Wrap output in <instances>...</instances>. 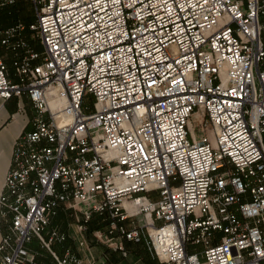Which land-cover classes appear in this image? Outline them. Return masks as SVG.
Masks as SVG:
<instances>
[{"label":"built area","instance_id":"built-area-1","mask_svg":"<svg viewBox=\"0 0 264 264\" xmlns=\"http://www.w3.org/2000/svg\"><path fill=\"white\" fill-rule=\"evenodd\" d=\"M30 1L35 22L0 29V98L34 109L0 264H38L34 239L84 264L52 250L66 233L43 237L61 210L81 234L100 217L93 237L123 257L146 240L162 264H264V0Z\"/></svg>","mask_w":264,"mask_h":264},{"label":"crops","instance_id":"crops-1","mask_svg":"<svg viewBox=\"0 0 264 264\" xmlns=\"http://www.w3.org/2000/svg\"><path fill=\"white\" fill-rule=\"evenodd\" d=\"M18 1L19 0H17V2ZM2 2L3 0L1 3ZM10 26L12 25H3L0 26V29ZM26 37L30 38V35L26 33ZM0 54H5V49L1 47V45ZM7 63L13 81L17 82V78L13 76V69L11 66V60L9 58H7ZM33 118L34 109L28 97L24 96L22 98H12L7 101L0 98V195L4 193L5 179L12 164L14 146L21 137L31 132L33 129ZM64 213L66 214L68 212L61 210L59 214L53 218L50 226L43 233V237L45 239L49 238L52 231H59L60 233L67 234L68 238L65 242H55L52 245V250L57 254V256L62 257L66 250L70 249L83 259L84 264H128L129 261L127 260H130L131 257H133L136 261H143L146 264H153V262L156 261L157 264H162L154 256L146 240L140 243L125 242V247L128 252L127 257H123L120 252L114 251L103 243L98 242L92 234L97 230H103L106 225L98 216H95L93 221L96 219L98 224L104 225L103 228L91 231L90 224L87 233L81 234L77 231L76 214L69 212V214H71L70 217L75 220V224H68L69 226L72 225L74 230L70 234L67 233L58 226L61 218L65 216ZM93 221L91 223H93ZM6 228V223L2 219L0 213V240L6 232ZM83 240H87V247L81 246V242ZM38 244H40L41 249H45L42 247L41 241L38 239H34L27 245L28 251L31 253V255H33L35 262L38 264H55V259L51 253L47 249L46 252H41L38 250ZM54 245L56 249H53Z\"/></svg>","mask_w":264,"mask_h":264},{"label":"rangeland","instance_id":"rangeland-1","mask_svg":"<svg viewBox=\"0 0 264 264\" xmlns=\"http://www.w3.org/2000/svg\"><path fill=\"white\" fill-rule=\"evenodd\" d=\"M1 1L2 0H0V8H2L1 7ZM16 5H17V3H16ZM17 10L20 13V17L23 20H25V22H28V21L35 22V18H36V16H35V10H34V6H33L32 2L30 0H19V4L17 5ZM27 34L30 35L29 32H27ZM28 39L31 40L30 38H28ZM35 42L37 44L36 45V49L39 50V51H41L42 50V47L39 46L38 40H36ZM94 102H95L94 98L92 96H89L86 99V101H85V106L88 107V108H90V109H93ZM192 121H193L194 129L196 130V134L197 135H200V126H198L197 120L195 118H193ZM66 212H68V213H66V214L64 213L65 216H63L61 218L60 222L58 223V226L62 230L66 231L67 233L70 234L74 230V228L72 227V225L69 226L68 224H75V220L70 217L71 214H69V212H71V211H66ZM37 247H38V250H40L41 252H46V249L43 250V249L40 248V244H38ZM53 249H56L55 248V245H54ZM127 261H129L128 264H146L143 261H136L133 257H131L130 260H127ZM156 262H153V264H157Z\"/></svg>","mask_w":264,"mask_h":264},{"label":"trees","instance_id":"trees-1","mask_svg":"<svg viewBox=\"0 0 264 264\" xmlns=\"http://www.w3.org/2000/svg\"><path fill=\"white\" fill-rule=\"evenodd\" d=\"M19 4V1L17 2V5ZM17 5L13 6V7H4V8H0V26H9V25H14L19 21H22L24 23H26L27 25H29L30 21L25 22V20H23L20 17V13L17 10ZM104 225L102 224H98V221L95 219L93 221V223H91L90 226V230L93 231L95 229H100L103 228Z\"/></svg>","mask_w":264,"mask_h":264}]
</instances>
